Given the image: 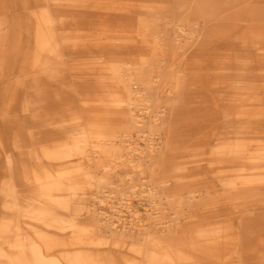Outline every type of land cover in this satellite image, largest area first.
Returning <instances> with one entry per match:
<instances>
[{
	"label": "bare ground",
	"instance_id": "bare-ground-1",
	"mask_svg": "<svg viewBox=\"0 0 264 264\" xmlns=\"http://www.w3.org/2000/svg\"><path fill=\"white\" fill-rule=\"evenodd\" d=\"M0 264H264V0H0Z\"/></svg>",
	"mask_w": 264,
	"mask_h": 264
},
{
	"label": "rangeland",
	"instance_id": "rangeland-1",
	"mask_svg": "<svg viewBox=\"0 0 264 264\" xmlns=\"http://www.w3.org/2000/svg\"><path fill=\"white\" fill-rule=\"evenodd\" d=\"M135 88V87H134ZM75 100V99H74ZM141 147H144V144H140ZM92 208L94 210H96V212L102 213L103 216H107L108 218H110L111 220H116V215L119 214L118 210H120L118 205H113L111 206L110 204H97V203H92ZM131 205L132 208L137 211L138 215L140 216H145V207H144V203L140 202L139 199L137 198H132L131 200ZM121 217H123V219L125 220H129V217L127 215L126 212H124V210L120 213Z\"/></svg>",
	"mask_w": 264,
	"mask_h": 264
}]
</instances>
